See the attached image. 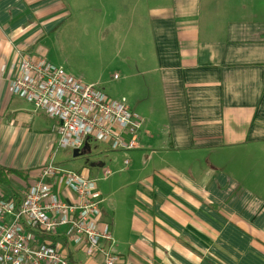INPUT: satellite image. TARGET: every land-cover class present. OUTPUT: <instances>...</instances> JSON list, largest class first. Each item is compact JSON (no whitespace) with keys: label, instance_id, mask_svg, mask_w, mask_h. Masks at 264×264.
<instances>
[{"label":"crops","instance_id":"obj_1","mask_svg":"<svg viewBox=\"0 0 264 264\" xmlns=\"http://www.w3.org/2000/svg\"><path fill=\"white\" fill-rule=\"evenodd\" d=\"M69 14L66 0H0V165L25 173L0 183V198L20 200L54 153L60 166L52 119L12 94L10 70L46 55ZM145 20L153 58L130 60L142 70L130 78L151 76L130 103L144 121L138 148L115 193L98 185L118 264H264V0H168ZM93 154L82 150L89 166L75 172L110 176ZM63 244L76 264L101 262Z\"/></svg>","mask_w":264,"mask_h":264},{"label":"built area","instance_id":"obj_2","mask_svg":"<svg viewBox=\"0 0 264 264\" xmlns=\"http://www.w3.org/2000/svg\"><path fill=\"white\" fill-rule=\"evenodd\" d=\"M10 72L12 94L52 119L57 151H82L92 141L114 151L138 148L144 121L125 101L77 80L38 51L20 55ZM56 154L20 200L0 198V264H71L63 242L100 257L97 264H118L111 227L100 222L104 199L97 180L57 166ZM54 184L75 194V200L54 192Z\"/></svg>","mask_w":264,"mask_h":264},{"label":"rangeland","instance_id":"obj_3","mask_svg":"<svg viewBox=\"0 0 264 264\" xmlns=\"http://www.w3.org/2000/svg\"><path fill=\"white\" fill-rule=\"evenodd\" d=\"M167 1L66 0L70 14L58 30L42 42L45 56L67 74L95 85L109 98L125 101L130 107L133 99L138 98L135 94L138 87L151 77L142 73L130 78V74L142 72L135 69L136 64L130 60L143 58L140 63L146 64L153 58L152 35L145 19L149 8L165 5ZM90 145L94 149L90 160L106 162L112 171L108 177L103 171L94 176L104 197L108 194L110 197L124 182L122 176H126L130 166L126 168L123 160L127 155L130 157L131 152L114 151L101 141H92ZM100 154L111 155L112 163L104 157L95 158ZM89 157L75 158L72 150H60L57 163L64 169L77 171L89 166Z\"/></svg>","mask_w":264,"mask_h":264},{"label":"trees","instance_id":"obj_4","mask_svg":"<svg viewBox=\"0 0 264 264\" xmlns=\"http://www.w3.org/2000/svg\"><path fill=\"white\" fill-rule=\"evenodd\" d=\"M12 175L19 176V177H24L25 173L24 172L15 171V170H12V169H7V168H5V167L0 165V183H2L4 185H7V186H10L9 177L12 176ZM69 260H70L71 264H76L74 262L72 256H70Z\"/></svg>","mask_w":264,"mask_h":264},{"label":"water","instance_id":"obj_5","mask_svg":"<svg viewBox=\"0 0 264 264\" xmlns=\"http://www.w3.org/2000/svg\"><path fill=\"white\" fill-rule=\"evenodd\" d=\"M88 147V146H87ZM81 155V151H74V156L77 157V156H80Z\"/></svg>","mask_w":264,"mask_h":264}]
</instances>
